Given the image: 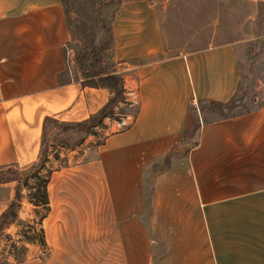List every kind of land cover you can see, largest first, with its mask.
<instances>
[{"label":"crops","instance_id":"0c3cea01","mask_svg":"<svg viewBox=\"0 0 264 264\" xmlns=\"http://www.w3.org/2000/svg\"><path fill=\"white\" fill-rule=\"evenodd\" d=\"M110 26L115 68L138 97L130 124L106 134L97 144L96 159L89 160L96 166L90 168L98 181L92 183L95 191L118 193L111 200V223L132 239L145 205L143 191L149 187L147 218L152 221L159 209L152 194L158 178L175 172L185 180L176 188L185 193L183 220L193 224V264H264V77L257 79L259 89L248 108L227 117L214 112L216 118L203 120L199 100L237 95L239 39L188 48L189 36L170 51L149 0H121ZM68 37L60 0H0V103H22L18 110L36 155L44 115L81 119L107 98L104 87L58 82L67 66ZM82 108L79 117L62 116ZM201 109L207 112L204 104ZM4 139L1 134L0 143ZM52 148L58 154L64 150ZM173 150L179 153L169 155ZM169 159L176 163L153 169ZM6 162L17 163L0 161ZM82 217L64 215L62 221L80 223ZM58 230L56 239L68 237Z\"/></svg>","mask_w":264,"mask_h":264},{"label":"rangeland","instance_id":"374dc122","mask_svg":"<svg viewBox=\"0 0 264 264\" xmlns=\"http://www.w3.org/2000/svg\"><path fill=\"white\" fill-rule=\"evenodd\" d=\"M120 1L67 0L69 37L65 47L67 66L63 70V79L68 78L73 82L80 80L81 72L74 61L77 54L83 66L91 59L98 58L115 68L107 26H110L111 15ZM149 1L156 11L164 43L170 51L177 50L176 44H182L189 36L184 42L188 48L208 42L239 39L237 51L241 83L237 97L244 94L247 99L234 105L231 112L248 108L250 96L256 95L259 89L256 87L259 84L257 79L264 77V0ZM123 82V99L114 104L110 116H104L99 124L92 127L91 133L78 138L74 146L63 148L62 154L48 146L50 157L41 168L39 178H30L28 186L21 189L23 197L18 213L28 225H10L6 229L10 239L0 236V264H193V224L183 220L184 209L180 205L185 193L176 188V184L185 180L181 181L175 172L158 178L159 187L152 194L159 209H156L152 221L147 218L151 199L148 198L149 187L143 191L145 205L138 213L139 223L130 240L128 234L119 231L118 225L110 221L111 200L118 193L96 192L92 185L98 181L90 170L96 166L89 160L96 159L97 144L106 134L126 128L118 124L120 117L126 113L133 116L135 112L137 103L128 102L123 93ZM105 91L108 97L110 92L107 88ZM85 96L89 98L90 92H86ZM89 101L91 107L93 104ZM21 104L17 100L0 103V136L2 134L5 138L0 143V161L22 164L37 158L34 142H27V128L23 126L18 110ZM84 113L82 108L81 111H68L62 116L73 118ZM217 116L215 113H204L206 120ZM52 131L48 133L49 139H53ZM177 152L173 150L169 155ZM171 163L176 162L172 159L160 161L153 169ZM45 178L48 204H34L29 201L30 195L33 199L38 196L39 190L36 189H39L40 180ZM146 180L152 183L150 176ZM12 184H0V208L11 196ZM161 206L166 208V214ZM78 214L83 216L80 223L62 221L64 215L76 217ZM59 220L61 222L55 225ZM58 227L62 232L67 231L68 237L60 234L64 239H56L55 231L57 235L60 231ZM39 228L42 229L40 235L44 244H40V235L36 232ZM11 241L18 249L10 245ZM21 246L25 248L21 249ZM60 246L73 251L66 252Z\"/></svg>","mask_w":264,"mask_h":264},{"label":"trees","instance_id":"16d2710c","mask_svg":"<svg viewBox=\"0 0 264 264\" xmlns=\"http://www.w3.org/2000/svg\"><path fill=\"white\" fill-rule=\"evenodd\" d=\"M60 2L65 24L69 33L67 0H60ZM107 30L109 43L112 44L111 26H107ZM64 51L66 53V49H64ZM74 61L81 72V78L78 81L80 86L104 87L108 89L110 95L99 107L81 119H59L53 114L44 115L41 121L37 158L22 165L16 162L0 163V184L7 182L13 183L11 196L0 208V236L5 237L6 239H10V234L6 231L10 225H28L26 220L22 219L18 213L21 206V199L23 197L21 189L24 186H28V181L30 178L38 177L41 168L43 167L45 161H47L48 146L56 145L63 148H70L74 146V144L79 141L78 138L81 139L84 135L91 133L93 131L92 127L99 124L104 116H110L113 113L114 104L117 101H121L123 99V79L120 71H117L116 68L112 67L111 65L101 62L98 58L91 59V61H89L86 66H83L80 55L77 54L74 56ZM62 75L63 71L58 73L57 80L59 83L71 81L68 78L63 79ZM242 100L243 99L241 97H237L236 93H234L226 101L199 100L198 105L202 113V118L206 120L204 117V111L201 109L203 104L207 108V113L217 112L220 117H227L236 113L231 112V109L234 107V105L239 104ZM52 130H54V136L53 139H49L48 133H52ZM46 182L47 178L40 180L38 184L39 189H36V191L39 190L38 196L33 199L34 197L30 195L29 201L34 204H42L45 206L48 204L46 195ZM41 231V228L36 229V232L39 233V235ZM41 235L40 244H44V240ZM10 245L14 249H18V247L12 241L10 242ZM20 248L24 249L25 247L21 246Z\"/></svg>","mask_w":264,"mask_h":264},{"label":"built area","instance_id":"2783aa9c","mask_svg":"<svg viewBox=\"0 0 264 264\" xmlns=\"http://www.w3.org/2000/svg\"><path fill=\"white\" fill-rule=\"evenodd\" d=\"M124 83V82H123ZM123 89L125 95L127 96V100L128 102L131 103H137L138 97H137V92L134 88H130L129 86L125 85V83L123 84ZM133 116L129 113L123 114L119 121L118 124L124 126H128L130 124V122L132 121Z\"/></svg>","mask_w":264,"mask_h":264}]
</instances>
